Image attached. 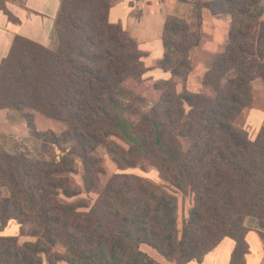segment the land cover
<instances>
[{
	"label": "trees",
	"instance_id": "obj_1",
	"mask_svg": "<svg viewBox=\"0 0 264 264\" xmlns=\"http://www.w3.org/2000/svg\"><path fill=\"white\" fill-rule=\"evenodd\" d=\"M7 1L0 10L19 23ZM119 1L59 0L51 46L16 35L1 61L0 111L21 113L28 135L0 132V230L18 225L0 236V264H162L142 245L188 264L224 238L236 244L230 264H245L247 220L264 231V127L251 140L236 121L264 82V0H177L193 6L194 23L166 17L156 67L171 77L156 82L145 79L147 53L109 21ZM205 13L230 25L193 92ZM34 113L65 130H39ZM107 159L116 173L103 184ZM166 184L191 198L180 227Z\"/></svg>",
	"mask_w": 264,
	"mask_h": 264
},
{
	"label": "crops",
	"instance_id": "obj_2",
	"mask_svg": "<svg viewBox=\"0 0 264 264\" xmlns=\"http://www.w3.org/2000/svg\"><path fill=\"white\" fill-rule=\"evenodd\" d=\"M202 1L210 2L212 0ZM6 7L19 19V23L11 22L0 10V64L8 55L13 38L16 35L28 38L46 47L51 45L54 22L59 9V0H26L24 7L19 6L13 0H8ZM192 8L191 4L180 3L177 0H121L111 8L109 21L113 24L120 23L138 42L141 49L149 41L153 24L156 28H159L160 37H162L164 22L168 15H184L189 19V22L194 23V19L190 17ZM229 25L230 18L228 16L214 17L205 13L200 27L201 41L195 49L198 57V66L189 76V90L192 87L196 91L199 89L198 80L210 68L213 57L223 52ZM141 50L147 53L148 56L145 58L147 59L150 49L144 48ZM160 59H157L152 64V67L145 65L148 69L145 79L153 82L170 79L171 75L164 71L162 72L163 74H157L156 76L148 75L149 69H155ZM194 79L196 83L193 82ZM179 88L181 90V87ZM236 123L239 128L247 132L251 140H254L264 127V82L262 80L257 79L253 82V105L242 112ZM0 132L15 134V131L9 127V124L1 116ZM14 223L10 222L4 230H0V236L18 235V226ZM247 227L249 231L246 234V242L249 251L246 255L245 264H264V239L260 233L264 231L259 229L257 220L254 218L247 220ZM144 246L150 248L147 245H142L141 250ZM235 246L233 239L224 238L201 262L191 261L188 264H230ZM142 251L150 255L149 252ZM157 261L162 263L159 259ZM44 264L48 263L44 261ZM57 264L66 263L60 262Z\"/></svg>",
	"mask_w": 264,
	"mask_h": 264
},
{
	"label": "rangeland",
	"instance_id": "obj_3",
	"mask_svg": "<svg viewBox=\"0 0 264 264\" xmlns=\"http://www.w3.org/2000/svg\"><path fill=\"white\" fill-rule=\"evenodd\" d=\"M51 44H52V39H51ZM144 48L150 49L149 57L147 59H145V65L148 67H152V64L157 59H160L163 56V47H162L159 28H156V26H154V24L152 25V32L149 36V41H147L146 45H143L141 47V49H144ZM162 72L163 71H161L160 69H158L156 67H155V69L150 68L148 75L151 74L153 76H156L157 74H163ZM155 79H159V78H155ZM193 82L196 83V80L194 79ZM191 87H192V84H191ZM190 89H191L190 91H193V92L196 91V90H194L195 88H193V87ZM34 115H35V123L37 125V128L41 131L53 130L55 133L59 134L65 130V125L60 121H56V120L46 118L39 113H34ZM0 116L3 120H5V122L7 124H9V127H11L15 131L14 135L20 136V137H26L28 135L26 123H25V120L22 117L21 113L14 111V110H3V111H0ZM182 144H183V147L185 149H188L190 146L189 140H187L185 138L182 139ZM106 162H107V174H106V176H104L102 178L103 184H105L107 182V180L114 173H116V168H115L114 164L109 159H107ZM128 172L132 173V174H136L138 176L146 177V178H148L154 182H157V183H162V181L159 177V174L155 169H151L147 172H143L139 169H135V170H129ZM75 178L78 182H81L80 175H76ZM166 187L169 190L173 191L176 194V196L178 197V201H179L178 219H179V227H180L182 225L183 219L186 217L187 212L191 206V198L188 195H183L182 193L175 191L168 184H166ZM81 198L94 200L95 197L93 195H91V196L82 195L78 199H81ZM19 240L21 243H24V242H27V241H30L33 239L29 238V237H23L22 236L19 238ZM142 248H143L142 250L149 252V254L154 259L161 260L162 264H170L152 248H147L145 246Z\"/></svg>",
	"mask_w": 264,
	"mask_h": 264
}]
</instances>
